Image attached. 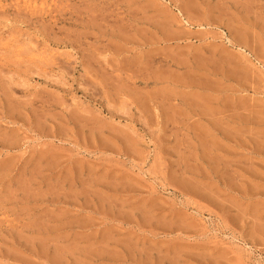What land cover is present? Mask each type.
Wrapping results in <instances>:
<instances>
[{"label":"rangeland","instance_id":"obj_1","mask_svg":"<svg viewBox=\"0 0 264 264\" xmlns=\"http://www.w3.org/2000/svg\"><path fill=\"white\" fill-rule=\"evenodd\" d=\"M0 264H264V0H0Z\"/></svg>","mask_w":264,"mask_h":264}]
</instances>
